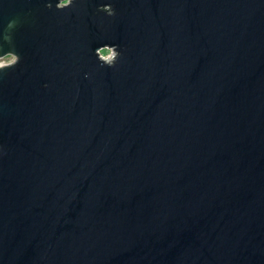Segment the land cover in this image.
I'll return each mask as SVG.
<instances>
[{
	"label": "water",
	"instance_id": "obj_1",
	"mask_svg": "<svg viewBox=\"0 0 264 264\" xmlns=\"http://www.w3.org/2000/svg\"><path fill=\"white\" fill-rule=\"evenodd\" d=\"M59 3L0 0V264H264V0Z\"/></svg>",
	"mask_w": 264,
	"mask_h": 264
},
{
	"label": "clouds",
	"instance_id": "obj_2",
	"mask_svg": "<svg viewBox=\"0 0 264 264\" xmlns=\"http://www.w3.org/2000/svg\"><path fill=\"white\" fill-rule=\"evenodd\" d=\"M74 0H60L59 4H56V9L59 11H62L66 8H69L73 5ZM46 7L50 10L52 8V4L48 3L46 5ZM104 11V13H106L109 17H112L115 15L114 9L111 7V5H106V6H102L98 9V11ZM113 49H117V46H108V47H104V51L101 52V55L104 56L105 60L108 61V63H101L103 66H107V67H114L117 60L119 59L121 53L118 52L117 53V58H114L112 56V50ZM7 59L5 60H0V68H3L5 65H11L13 63V57L12 56H6ZM20 61V57L17 55L16 56V63L15 65H13V67H15ZM12 67V68H13ZM2 72V71H0Z\"/></svg>",
	"mask_w": 264,
	"mask_h": 264
},
{
	"label": "rangeland",
	"instance_id": "obj_3",
	"mask_svg": "<svg viewBox=\"0 0 264 264\" xmlns=\"http://www.w3.org/2000/svg\"><path fill=\"white\" fill-rule=\"evenodd\" d=\"M103 51H104V49H102V51L99 52L100 57H101L102 59L104 58V56L101 55V52H103ZM113 55H114V53L112 52V56H113ZM9 56H10V55H9ZM12 57H13V56H12ZM5 59H7V57H5V58L2 57V58H0V60H5ZM104 59H105V58H104ZM13 60H14V57H13ZM5 66H6V65H5Z\"/></svg>",
	"mask_w": 264,
	"mask_h": 264
}]
</instances>
